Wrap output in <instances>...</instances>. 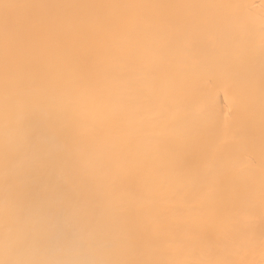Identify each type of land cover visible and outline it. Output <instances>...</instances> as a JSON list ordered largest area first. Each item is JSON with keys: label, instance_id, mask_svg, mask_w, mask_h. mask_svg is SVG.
<instances>
[{"label": "bare ground", "instance_id": "6f19581e", "mask_svg": "<svg viewBox=\"0 0 264 264\" xmlns=\"http://www.w3.org/2000/svg\"><path fill=\"white\" fill-rule=\"evenodd\" d=\"M36 5L12 9L15 22L30 17L40 33L59 30L80 67L110 89L107 119L82 118L70 136L49 147L70 158L55 167L35 165L25 180L31 201L45 206L54 223L33 255L41 259H243L264 264L260 218L261 57L259 16L264 0H7ZM240 3L234 11L202 7ZM197 6V7H193ZM3 9H0V15ZM256 21L251 35L244 25ZM4 33L0 24V98ZM214 94L213 108L202 111ZM239 103H235L236 99ZM231 111V121H225ZM5 122L0 103V144ZM193 137L184 147L185 137ZM229 142L220 146L221 141ZM219 146V147H218ZM178 157L182 171L173 159ZM253 168H244L247 158ZM215 160L207 179L195 175ZM0 156V244L3 207L15 189L3 179ZM208 184L227 213L254 217L246 256H229L219 234L205 230L194 252L166 249L168 233L189 238L186 217ZM70 202V206L69 203ZM4 258L0 246V259Z\"/></svg>", "mask_w": 264, "mask_h": 264}, {"label": "snow or ice", "instance_id": "6c2138e0", "mask_svg": "<svg viewBox=\"0 0 264 264\" xmlns=\"http://www.w3.org/2000/svg\"><path fill=\"white\" fill-rule=\"evenodd\" d=\"M36 5L12 4L0 0V24L4 33V76L3 106L5 132L0 144V156L4 161L3 179L15 191L3 207L4 237L2 244L4 258L0 264H250L243 259H116V260H75L41 259L33 255L34 250L43 245L41 236L55 226L45 206L29 199L25 177L35 165L55 167L70 158V150L65 147L61 157L50 150V145L65 136H70L76 124L84 117L107 119L110 114V89L102 80L80 67L79 57L71 43L59 30H45L40 33V42L35 39L36 22L25 17L15 22L12 9H29ZM197 7V6H193ZM239 11L255 7L240 3L204 5ZM256 21L249 19L244 25L250 35L255 32ZM260 57H261V143H260V218L264 222V4L259 16ZM239 103L237 98L234 101ZM214 94L204 97L202 111L213 108ZM225 121L227 126L231 121ZM193 137H185L184 147ZM229 142L221 141L220 146ZM219 147V146H218ZM215 160H209L203 171L195 175L205 179L213 173ZM178 171L182 165L178 157L173 159ZM255 159L249 157L244 168H253ZM215 184H208L199 203L188 209V220L192 222L191 236L183 238L167 232L163 227L157 233L167 236L166 249L177 257L186 252H194L195 246L205 239V230L219 234L218 247L229 256L243 257L249 248L241 240L233 239L239 232L242 240L250 243L253 239L252 227L255 217L249 212L243 217L233 216L216 204ZM69 206H70V202ZM264 254V237L261 239Z\"/></svg>", "mask_w": 264, "mask_h": 264}]
</instances>
